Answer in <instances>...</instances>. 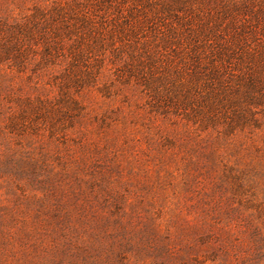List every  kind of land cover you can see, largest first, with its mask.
<instances>
[{
    "label": "rangeland",
    "instance_id": "rangeland-1",
    "mask_svg": "<svg viewBox=\"0 0 264 264\" xmlns=\"http://www.w3.org/2000/svg\"><path fill=\"white\" fill-rule=\"evenodd\" d=\"M167 2L0 0V53L104 38L87 66L41 62L36 39L25 66L0 59V264H264V103L233 130L209 112L154 31L198 11Z\"/></svg>",
    "mask_w": 264,
    "mask_h": 264
},
{
    "label": "trees",
    "instance_id": "trees-1",
    "mask_svg": "<svg viewBox=\"0 0 264 264\" xmlns=\"http://www.w3.org/2000/svg\"><path fill=\"white\" fill-rule=\"evenodd\" d=\"M162 6L169 10L177 6L182 10L195 8L198 11L195 16L200 18L199 21L186 27V34L182 32L175 36L155 29L156 38L160 36L158 40L161 43L175 47L176 53L182 52L171 63L187 76V84L191 88L209 90L208 95L216 101L209 108L210 113L222 110L226 115L230 112L232 120L228 127L232 130L239 128L242 123L245 125L244 121L248 120L245 111L249 113L251 107H259L264 103V0H168ZM120 11V17H123ZM93 17L95 15L86 14V19L94 20ZM104 18L106 16L101 17ZM142 20L137 19L136 26L130 30L134 42L141 47L145 46V42L141 41L144 38L142 27L149 25L150 18ZM189 22L186 17L182 25ZM42 26L44 23L36 24V28ZM70 27L64 24V29L69 33ZM112 27L109 33L111 39L121 32L118 21ZM81 28H84L83 25ZM175 28L172 31L176 32ZM37 34L33 36L28 33L20 43L5 45L0 59L25 66L26 63L20 58L32 49L29 41L36 39L42 41L41 62H52L51 59L57 58L66 49L72 67L79 62L87 66L96 47L102 50L104 46V38L99 36H93L86 44L74 42L70 47L65 46L56 28L50 35L41 31ZM114 42L112 39V46Z\"/></svg>",
    "mask_w": 264,
    "mask_h": 264
}]
</instances>
